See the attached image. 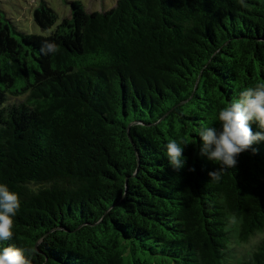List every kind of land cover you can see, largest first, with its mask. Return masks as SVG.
<instances>
[{"label": "trees", "instance_id": "16d2710c", "mask_svg": "<svg viewBox=\"0 0 264 264\" xmlns=\"http://www.w3.org/2000/svg\"><path fill=\"white\" fill-rule=\"evenodd\" d=\"M32 19L46 33L17 29L0 0V183L21 202L0 250L31 264H222L229 213L242 240L264 232V141L213 182L220 165L195 133L264 83V0H71L61 20L41 0ZM170 140L187 144L179 170ZM238 264H264V242Z\"/></svg>", "mask_w": 264, "mask_h": 264}, {"label": "clouds", "instance_id": "9594fccd", "mask_svg": "<svg viewBox=\"0 0 264 264\" xmlns=\"http://www.w3.org/2000/svg\"><path fill=\"white\" fill-rule=\"evenodd\" d=\"M244 5V0H240ZM42 53L56 51V45L46 43L42 45ZM219 129L201 124L195 133L202 141L200 154L208 160L220 165L210 171L208 176L213 182H219L223 174L237 164V157L248 151L255 143L264 141V83L247 87L239 92L238 96L228 101L227 106L218 112ZM256 123L259 130L253 131L251 124ZM192 143H195L193 139ZM187 144L170 140L166 144L168 163L176 170L184 167L186 158L183 156V147ZM253 151H255L253 149ZM189 171H195L189 168ZM17 193L9 190L6 184L0 183V241H8L13 237L14 217L20 208ZM225 232L228 233L229 246L222 264H238L250 258L252 250L264 242V232L256 231L249 234L248 240L240 238L243 218L236 212H231L226 217ZM26 250L9 244L0 250V264H31L25 255Z\"/></svg>", "mask_w": 264, "mask_h": 264}, {"label": "rangeland", "instance_id": "374dc122", "mask_svg": "<svg viewBox=\"0 0 264 264\" xmlns=\"http://www.w3.org/2000/svg\"><path fill=\"white\" fill-rule=\"evenodd\" d=\"M41 0H1V7L6 16L10 17L15 27L28 33L44 34L32 19L33 7ZM58 13L59 19L69 15L71 0H44ZM88 11L105 10L114 5L116 0H80Z\"/></svg>", "mask_w": 264, "mask_h": 264}]
</instances>
